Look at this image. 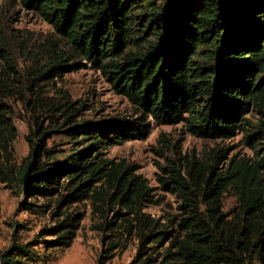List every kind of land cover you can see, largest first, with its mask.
<instances>
[{"label": "trees", "instance_id": "1", "mask_svg": "<svg viewBox=\"0 0 264 264\" xmlns=\"http://www.w3.org/2000/svg\"><path fill=\"white\" fill-rule=\"evenodd\" d=\"M21 2L69 44L64 50L54 40L44 56L33 52L26 78L1 52L0 39V183L22 194V210L49 216L51 225L36 237L43 249L68 248L88 207L101 234L97 264L132 242L130 264H264V0ZM85 62L128 101L135 118L86 119L85 105L56 86ZM11 99L29 124V152L19 165L10 155L17 136ZM151 122L182 124L205 141L241 134L252 156L228 159L220 147L187 156L161 133L158 180L176 214L156 218L145 209L165 198L137 166L106 155L146 139ZM55 136L67 150L48 146ZM229 192L237 205L225 213ZM37 239L13 242L0 264L33 260Z\"/></svg>", "mask_w": 264, "mask_h": 264}, {"label": "rangeland", "instance_id": "2", "mask_svg": "<svg viewBox=\"0 0 264 264\" xmlns=\"http://www.w3.org/2000/svg\"><path fill=\"white\" fill-rule=\"evenodd\" d=\"M0 37L1 46L5 49L1 52L10 53L17 70L26 78L29 77L27 72L33 52L41 56L44 48H49V44L54 40L58 42L61 49L68 50L69 46L66 40L54 31L50 23L27 9L21 0H0ZM2 65L3 60L0 59V68ZM56 86L66 90L73 101L85 105L83 114L86 119L130 120L135 118L134 109L128 101L118 95L101 71L89 62H85L84 66L77 71L66 73L63 80L57 82ZM49 95H52L51 91ZM7 104L13 111L12 122L17 131L10 150L11 161L19 165L29 152V143L25 139L29 124L27 114L20 102L11 99ZM252 121L256 120L252 119ZM151 127L146 139L130 140L122 145L113 146L106 151V155L110 159H124L137 166L138 173L147 180L154 194L165 198L162 205L149 206L145 209L148 214L156 218L176 214L174 198L162 190L158 180L162 176L158 165H162L163 160L155 154V150L161 133L167 134L172 144L180 145L182 154L187 156L204 155L215 147L226 149L225 156L228 159L252 156V152L242 142L241 134L225 141H205L187 134L182 124L156 125L151 122ZM63 143L65 139L55 136L48 142V146ZM60 148L67 150L68 146L61 145ZM22 201L23 196L17 189L0 183V254L13 242L25 245L34 241L39 232L52 223L47 215L22 210ZM236 205V197L231 192L227 193L223 201V211L229 213ZM39 241L37 239V243L31 247L36 257L33 260H22L26 264H97L102 250L101 234L92 229L88 207L81 227L68 248L44 250ZM135 255L136 244L132 242L126 250L106 264H130Z\"/></svg>", "mask_w": 264, "mask_h": 264}]
</instances>
